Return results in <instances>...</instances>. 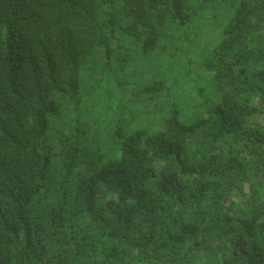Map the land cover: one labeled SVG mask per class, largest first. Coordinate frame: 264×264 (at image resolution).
<instances>
[{
    "label": "trees",
    "instance_id": "trees-1",
    "mask_svg": "<svg viewBox=\"0 0 264 264\" xmlns=\"http://www.w3.org/2000/svg\"><path fill=\"white\" fill-rule=\"evenodd\" d=\"M0 264H264V0H0Z\"/></svg>",
    "mask_w": 264,
    "mask_h": 264
},
{
    "label": "rangeland",
    "instance_id": "rangeland-1",
    "mask_svg": "<svg viewBox=\"0 0 264 264\" xmlns=\"http://www.w3.org/2000/svg\"><path fill=\"white\" fill-rule=\"evenodd\" d=\"M192 30L193 29H189V33H191L192 32ZM189 33H187V35H185V38H183V39H180L179 41H178V43L180 44V47L175 51V55H176V59H180L181 61H185L188 65H187V67H185V68H187L188 69V66L191 64V58H190V56H189V52L188 51H186V46H188V45H192V47L193 46H196L195 47V50H196V48L198 49L199 47H201V48H206V50L209 48V46H210V44H209V42H210V40H212L208 35H206L204 38H203V40H199L198 39V36L196 37V41L195 40H193V39H191L190 38V34ZM208 33V32H207ZM197 34H201V32L200 31H198L197 32ZM203 35H204V33H203ZM199 37H201V36H199ZM198 40V41H197ZM199 42H200V44H199ZM206 42V43H205ZM198 45V46H197ZM205 46V47H204ZM197 53V52H196ZM139 64H141L140 66L141 67H139L137 70H139L140 69V73L139 74H142V76L144 77V78H148V77H150L152 74L149 72V71H145V70H143L142 69V67H148L149 66V62H148V60L146 59V60H141V63H139ZM176 64V62H175V60L171 63V69H175V71H178L179 73H180V71H179V69L176 67V66H174ZM184 65V64H183ZM163 67H165V68H167L168 66L165 64V63H163ZM159 72L160 71H163L162 70V68L161 67H159V69H157ZM157 71V72H158ZM106 73V72H105ZM186 73H187V71L186 70H184L183 69V72H182V74L183 75H186ZM129 74H131V73H129ZM103 76H105L106 77V79H112V77L111 76H109V75H106V74H103ZM187 76L188 77H190V76H192V75H190L189 73H187ZM168 77H169V83H171L172 84V82L174 81V77L172 76V73H169V75H168ZM104 80H105V78H104ZM126 80L128 81V78L126 77ZM181 80V79H180ZM94 81H97L96 79L94 80ZM101 81V80H100ZM111 82V81H110ZM107 85V84H109V83H104L103 82V84L102 85ZM112 84V83H111ZM111 84H109V85H107L106 86V88L104 89V93H103V98L102 99H98V97H96V99H95V101H94V103H93V105H87L86 107H85V109H86V113H84L83 114V117H85V114H91V117H90V119H92L93 117H95V118H97L99 115H103L102 117H104V116H106L107 114L106 113H104L103 114V112H105V110L106 109H104V107H101V105L102 104H105V103H109L110 102V99H111V95H113L114 93H112L111 94V92H112V89H113V85H111ZM177 84H178V91H180V93H181V95H183V92H181L182 90H181V88H184V87H187V86H184V84L185 83H182L181 81L180 82H177ZM173 85V84H172ZM182 85V86H181ZM99 89H102V87H101V82H100V84H99ZM116 89H120L121 91H123V90H125V87L124 86H119V85H117L116 86ZM117 90H115L114 92H116ZM98 93V92H97ZM210 94L211 93H209L208 92V90L207 89H204L203 91H200V93H199V97L200 98H202V99H205V98H207V100H209V101H214L215 99H214V96H210ZM126 96H128V93L125 95V97ZM100 98V97H99ZM113 103V102H112ZM122 107H124V106H122ZM97 108V109H96ZM153 107L151 106V105H149L148 106V109H149V111L151 112V115L153 116V117H155L156 116V119H155V122H159L160 120H161V114L160 113H156V110H151ZM94 109H96V111H94ZM128 111H130L127 107L125 108H123V117H124V119H131V117H129L130 115H128L127 116V112ZM112 113V111L110 112V114ZM126 114V115H125ZM118 117V116H117ZM138 119H139V122H138V124L137 125H141V126H144L145 128H147L148 129V131L149 132H152V131H155L156 130V126H155V122L154 121H151V122H149L148 120H145L143 117H141V116H139L138 117ZM112 125H114V123H110V127L112 126ZM136 123H131L130 125H129V127L130 128H137L136 126Z\"/></svg>",
    "mask_w": 264,
    "mask_h": 264
},
{
    "label": "clouds",
    "instance_id": "clouds-1",
    "mask_svg": "<svg viewBox=\"0 0 264 264\" xmlns=\"http://www.w3.org/2000/svg\"><path fill=\"white\" fill-rule=\"evenodd\" d=\"M187 32H189V30ZM185 35H186L185 33H182L176 39L175 47L171 48L170 53L166 52V54H175V51L180 47V44L178 43V41L180 39L185 38ZM209 44H210V46L212 45L211 43H209ZM213 45H215V44H213ZM193 47H196V46H193ZM199 48H201V47H199ZM189 56H190L192 61H191V64L188 66V68L193 67V70L196 71V69L200 68V60H197L196 58L194 59V57L192 55H190V53H189ZM175 62H176V64L174 66H176L179 69V71H181L183 69H187L185 67H187L188 64L185 61H181L180 59H176ZM115 66H117V65H115ZM97 70H99V71L102 70L101 62H98V64L96 65V71ZM87 71L89 72L90 75H88ZM172 71H175V69L173 68ZM92 72H93L92 70H89V69L86 70L85 67L82 68V70L80 72V87H81V93H82L83 97H86L87 99L83 100V102L81 103V106L78 108L79 109L78 111H75V110L72 109V108H74V106H71V107H68L67 105L64 106V110L60 114V119L59 120L57 119V121H56L61 126H63V122L64 123L70 122V121L73 120V118H76V117L80 118V119L82 118L84 120H89L90 119L91 114H85V117H83V114L86 113L85 107L88 104L89 105H93V103H94V101H95V99L97 97V94L101 91V89H99V84H100L101 81L98 80V79H96L97 81H94L95 79L91 77V73ZM104 73L105 72H103L101 75H103ZM172 76L174 77V75H172ZM101 86H102V83H101ZM119 86H121V85H119ZM122 86L125 87L124 84ZM105 88H106V86L102 87L103 93H104V89ZM115 90H118V89H115ZM91 96H93L92 99H91ZM210 96H214V95H210ZM208 102H209V100H207L206 103H208ZM108 105H109V103L104 108H106ZM96 109H94V111H96ZM93 118H95V117H93Z\"/></svg>",
    "mask_w": 264,
    "mask_h": 264
}]
</instances>
